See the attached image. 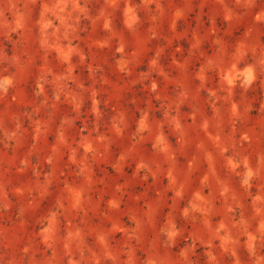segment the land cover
<instances>
[{
    "label": "rangeland",
    "instance_id": "rangeland-1",
    "mask_svg": "<svg viewBox=\"0 0 264 264\" xmlns=\"http://www.w3.org/2000/svg\"><path fill=\"white\" fill-rule=\"evenodd\" d=\"M0 264H264V0H0Z\"/></svg>",
    "mask_w": 264,
    "mask_h": 264
}]
</instances>
